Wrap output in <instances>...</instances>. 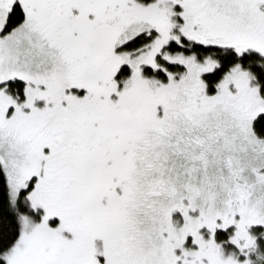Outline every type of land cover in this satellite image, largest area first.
Returning <instances> with one entry per match:
<instances>
[{"label":"snow or ice","instance_id":"snow-or-ice-1","mask_svg":"<svg viewBox=\"0 0 264 264\" xmlns=\"http://www.w3.org/2000/svg\"><path fill=\"white\" fill-rule=\"evenodd\" d=\"M0 264H264V0H0Z\"/></svg>","mask_w":264,"mask_h":264}]
</instances>
